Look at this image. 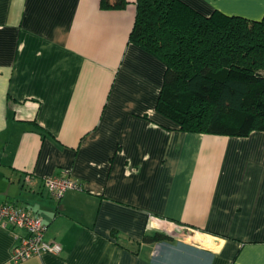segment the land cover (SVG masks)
Segmentation results:
<instances>
[{
    "label": "crops",
    "instance_id": "0c3cea01",
    "mask_svg": "<svg viewBox=\"0 0 264 264\" xmlns=\"http://www.w3.org/2000/svg\"><path fill=\"white\" fill-rule=\"evenodd\" d=\"M128 1L0 0V204L62 246L14 262L0 226V264H264V131L185 132L158 113L165 64L130 42ZM182 1L264 16V0ZM65 170L83 190L56 199L42 180Z\"/></svg>",
    "mask_w": 264,
    "mask_h": 264
},
{
    "label": "trees",
    "instance_id": "16d2710c",
    "mask_svg": "<svg viewBox=\"0 0 264 264\" xmlns=\"http://www.w3.org/2000/svg\"><path fill=\"white\" fill-rule=\"evenodd\" d=\"M128 3L100 0L105 9ZM129 40L164 62L155 109L181 131H264V16L205 15L182 0H136ZM167 238L162 232L144 236L151 242Z\"/></svg>",
    "mask_w": 264,
    "mask_h": 264
},
{
    "label": "built area",
    "instance_id": "2783aa9c",
    "mask_svg": "<svg viewBox=\"0 0 264 264\" xmlns=\"http://www.w3.org/2000/svg\"><path fill=\"white\" fill-rule=\"evenodd\" d=\"M42 182L49 194L56 199L70 190H83V184L68 170L62 174L45 176ZM0 226L14 232L15 244L11 252L14 262L45 253L59 256L62 252V246L57 241L46 239L47 226L42 216L32 213L26 207L14 203L0 204Z\"/></svg>",
    "mask_w": 264,
    "mask_h": 264
},
{
    "label": "rangeland",
    "instance_id": "374dc122",
    "mask_svg": "<svg viewBox=\"0 0 264 264\" xmlns=\"http://www.w3.org/2000/svg\"><path fill=\"white\" fill-rule=\"evenodd\" d=\"M185 231H186V236H187L186 240L187 239L188 240H191V241H193V240H199L200 242H202L204 244H207L208 243V240L206 238H204L202 236H195L192 229L185 228ZM197 237L200 238V239H198ZM191 238H193V239H191Z\"/></svg>",
    "mask_w": 264,
    "mask_h": 264
}]
</instances>
